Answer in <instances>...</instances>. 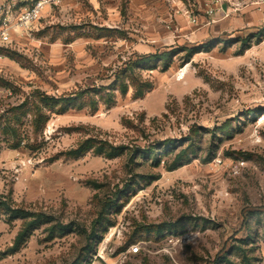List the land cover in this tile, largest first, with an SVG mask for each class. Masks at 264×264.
Returning <instances> with one entry per match:
<instances>
[{
  "label": "rangeland",
  "instance_id": "1",
  "mask_svg": "<svg viewBox=\"0 0 264 264\" xmlns=\"http://www.w3.org/2000/svg\"><path fill=\"white\" fill-rule=\"evenodd\" d=\"M0 53V119L42 94L108 87L138 57L170 61L139 70L142 98L52 114L36 141L28 114L13 121L17 148L0 135V200L70 226L14 250L22 221L0 215V264H216L247 237L264 264V6L61 0ZM87 138L128 150L64 156Z\"/></svg>",
  "mask_w": 264,
  "mask_h": 264
},
{
  "label": "trees",
  "instance_id": "2",
  "mask_svg": "<svg viewBox=\"0 0 264 264\" xmlns=\"http://www.w3.org/2000/svg\"><path fill=\"white\" fill-rule=\"evenodd\" d=\"M166 55L150 56V57H138L134 61H129L125 66V69L115 76V80L108 87H102L96 89H86L83 92L77 93L70 97H52L46 94L39 96V103L26 102L16 108H12L7 111V117L0 119V135L7 138L11 142L13 148H17L22 142L19 130L13 125L21 123L22 119L28 114H31L33 119L31 120V127L33 129L32 136L35 141L38 139L39 133L43 131L52 114L61 115L70 110H83L89 107L91 111H97L99 104L103 103L107 107H113L116 103V95L119 93L125 97L131 90L134 99L142 98L148 91L152 89V83L143 79L139 70L156 69V60L160 58L164 62V68L170 67V61ZM12 117H11V116ZM10 117V118H9ZM128 150L125 146H112L106 141L97 140L96 138H87L80 142L75 148L64 153L68 158H79L85 153L93 152L98 156H104L107 159H114L122 156ZM152 150V149H151ZM153 151H150L151 153ZM141 154V153H140ZM176 156L171 165L168 166L170 171H173L180 166L190 161V157L183 155ZM8 200H0V215L6 216L11 220H21L22 226L18 232L15 242L14 250L21 248L27 240L33 235L36 230L41 229L43 226H48V232L50 236L56 234H62L64 231L70 228V226H64L60 223L54 222L53 217H50L43 213H32L30 211L13 208ZM114 201H110L107 206L112 207ZM149 228H147L148 230ZM166 230L172 231L171 226ZM164 231V230H163ZM253 241V240H252ZM250 237L246 239H240L237 241L238 247L231 248L230 256L233 253L236 256L237 261L232 260L227 254L220 257L216 264H255V257L253 249H248L253 242Z\"/></svg>",
  "mask_w": 264,
  "mask_h": 264
},
{
  "label": "built area",
  "instance_id": "3",
  "mask_svg": "<svg viewBox=\"0 0 264 264\" xmlns=\"http://www.w3.org/2000/svg\"><path fill=\"white\" fill-rule=\"evenodd\" d=\"M61 0H28V5L21 9V14L16 18L15 11L17 4H8L0 8V46L12 42V34L21 28H28L36 23L43 14L44 9L52 4H58ZM29 2L31 4H29ZM251 6L262 7L264 0H250ZM0 53V60L3 59ZM138 247L133 246L131 252L137 253Z\"/></svg>",
  "mask_w": 264,
  "mask_h": 264
},
{
  "label": "crops",
  "instance_id": "4",
  "mask_svg": "<svg viewBox=\"0 0 264 264\" xmlns=\"http://www.w3.org/2000/svg\"><path fill=\"white\" fill-rule=\"evenodd\" d=\"M24 2H25V4H22ZM26 2H27L26 0H0V8L4 5L16 3L18 5L17 7L22 9L28 5V3H26Z\"/></svg>",
  "mask_w": 264,
  "mask_h": 264
}]
</instances>
